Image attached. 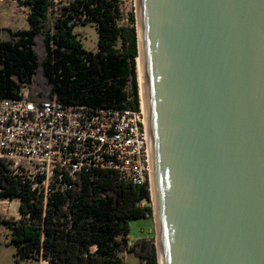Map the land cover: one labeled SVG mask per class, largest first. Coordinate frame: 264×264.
Wrapping results in <instances>:
<instances>
[{
  "label": "water",
  "instance_id": "obj_1",
  "mask_svg": "<svg viewBox=\"0 0 264 264\" xmlns=\"http://www.w3.org/2000/svg\"><path fill=\"white\" fill-rule=\"evenodd\" d=\"M157 264H264V0H136Z\"/></svg>",
  "mask_w": 264,
  "mask_h": 264
},
{
  "label": "trees",
  "instance_id": "obj_2",
  "mask_svg": "<svg viewBox=\"0 0 264 264\" xmlns=\"http://www.w3.org/2000/svg\"><path fill=\"white\" fill-rule=\"evenodd\" d=\"M22 4L29 7L28 28H0V98H18L28 86L33 102L55 98L68 106L139 110L136 29L119 25V0H71L59 8L51 25L53 0ZM86 24L97 33L95 52L85 50L74 32ZM69 184V189L49 196L44 206L27 183L1 173L0 198L19 201L16 221L0 216L15 259L124 264L123 254L128 253L144 264H157L148 240L137 241L136 248L126 246L129 221L152 218L147 182L134 186L113 171L96 170Z\"/></svg>",
  "mask_w": 264,
  "mask_h": 264
},
{
  "label": "built area",
  "instance_id": "obj_3",
  "mask_svg": "<svg viewBox=\"0 0 264 264\" xmlns=\"http://www.w3.org/2000/svg\"><path fill=\"white\" fill-rule=\"evenodd\" d=\"M96 170L113 171L134 186L150 183L143 108L92 109L64 105L55 98L33 102L28 86L18 98H0V175L27 183L45 206L56 191L69 189L75 178ZM10 202L0 198V216L16 221L18 217L10 218ZM126 246L138 244L128 239Z\"/></svg>",
  "mask_w": 264,
  "mask_h": 264
},
{
  "label": "rangeland",
  "instance_id": "obj_4",
  "mask_svg": "<svg viewBox=\"0 0 264 264\" xmlns=\"http://www.w3.org/2000/svg\"><path fill=\"white\" fill-rule=\"evenodd\" d=\"M24 0L20 2L15 0H0V28L9 29H27L28 22L27 16L29 13V7L22 4ZM71 0H53L54 7L50 10L48 16V22L51 25L54 18L59 14V8ZM120 9L122 13L121 20L118 22L121 26H133L136 29V0H119ZM133 19V24L130 20ZM76 36L81 41L82 46L85 50L95 52L97 49V33L95 27L91 24L78 25L74 30ZM138 59V57H137ZM137 63V60H136ZM137 68V64H136ZM137 71V69H136ZM40 80V79H39ZM41 82V80H40ZM138 85V96H139V107L143 108L141 104L140 96V85L137 76ZM29 90V88H28ZM126 91L130 92L129 85ZM131 99V96H129ZM145 111V110H144ZM149 190L151 194L150 183ZM1 207V206H0ZM10 218L19 217V201L12 200L10 202ZM0 210V214H1ZM129 234L127 238L130 241L148 240L154 245L156 251V240L154 231V220L152 218L146 217L138 220L129 221ZM9 231L4 224H0V264H36L34 261H18L15 259V248L9 245ZM124 264H139V260L136 259L132 254H123Z\"/></svg>",
  "mask_w": 264,
  "mask_h": 264
},
{
  "label": "bare ground",
  "instance_id": "obj_5",
  "mask_svg": "<svg viewBox=\"0 0 264 264\" xmlns=\"http://www.w3.org/2000/svg\"><path fill=\"white\" fill-rule=\"evenodd\" d=\"M137 76L139 80L140 85V96H141V104H143L144 110H145V95H144V86H143V77H142V65H141V59H137ZM145 112V111H144Z\"/></svg>",
  "mask_w": 264,
  "mask_h": 264
}]
</instances>
